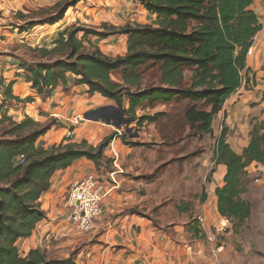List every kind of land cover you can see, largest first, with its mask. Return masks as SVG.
Here are the masks:
<instances>
[{"label": "trees", "instance_id": "trees-1", "mask_svg": "<svg viewBox=\"0 0 264 264\" xmlns=\"http://www.w3.org/2000/svg\"><path fill=\"white\" fill-rule=\"evenodd\" d=\"M80 1L60 0L50 8H42L37 14L50 17L35 18L27 26L55 24ZM135 1L155 16L151 22L124 26L104 22L99 27L103 32L74 25L62 32L52 47L32 48L39 60H22L20 67L27 82L37 95L46 98L52 97L59 86L87 85L89 95L100 94L115 102L140 125L147 121L159 125L170 114L159 111L138 117L139 108L183 106L186 126L199 137L212 134L214 120L226 100L243 85L248 52L262 29L260 17L252 8L255 0ZM80 33H84L82 37ZM116 34L128 36L124 55L110 56L90 38L95 35L105 39ZM149 70H156L159 84L143 87ZM186 71L192 73L190 78ZM116 73L121 75L118 80L113 77ZM13 86L14 82L4 86L6 98L23 101L12 94ZM24 101L32 102L34 97ZM5 124L8 126L0 134V264H79L74 256L49 260L41 248L24 255L19 241L31 236L46 218L40 200L51 188L55 173L82 158L100 165L107 159L105 150L115 135L106 136L96 146L86 140L67 143L71 140L67 137L64 143L46 148L39 139L52 129V122L45 124L29 115L17 121L0 106V127ZM226 132L224 127L213 158L216 165L227 166L225 184L216 189L218 209L223 216L241 223L252 214L251 203L242 197L247 167L264 162V120L253 127L250 143L241 154L227 143ZM124 139L134 147L150 146Z\"/></svg>", "mask_w": 264, "mask_h": 264}, {"label": "rangeland", "instance_id": "rangeland-1", "mask_svg": "<svg viewBox=\"0 0 264 264\" xmlns=\"http://www.w3.org/2000/svg\"><path fill=\"white\" fill-rule=\"evenodd\" d=\"M54 1L32 0L28 3L18 0L17 5L0 11V16L5 19L1 22L7 26L8 31L16 34V41L14 43L6 42V44H8L9 51L15 52V55L18 54V58L31 61L39 60V54L33 51L32 48L38 46L52 47L61 33L69 30L74 25L99 28L104 22H107L110 25L124 26L131 23V21L149 23L155 18L154 15L150 17L138 5L135 6L132 0H83L84 2L80 4L77 10L71 9L69 13V16L72 17L71 21L61 31L56 30L57 26L54 28L51 24L46 26L47 29H42L41 26L49 23L38 24L34 28H29L27 25L31 20L35 18L45 20L50 17V15H39L37 12L42 8L47 9L54 6L55 4H50ZM20 12L26 16L23 17ZM21 29L27 31L21 32ZM99 31L103 32V29L99 28ZM19 33H22V37L19 36ZM83 34L80 33L78 36L82 37ZM4 38L5 35H3ZM90 38L94 39L97 44H104L101 41L103 38L95 35H91ZM123 45L124 41H119V38H117L107 45L109 46L108 49L106 47L104 49L109 50L112 55H118L127 52V46L126 49H123ZM0 51H4V49ZM252 51L251 47L248 56ZM250 71L251 68L249 67L242 73L243 85L246 88L250 83ZM191 75L190 71H186L187 78H190ZM113 77L118 80L121 75L116 73ZM154 84H159V75L156 70H149L143 80V87ZM74 86H76L74 83H70L66 88L60 87L61 92L68 93L71 97L64 98V103H53L55 108L62 105L61 110L54 109L52 111L53 117H49L42 122L45 124L52 122L54 124L52 129L49 130L50 140H53V135L56 138V135L59 134L57 130L62 129L63 135H66L70 129L75 131V138L72 141H67V143H80L86 140L89 144L96 146L106 136L114 134V139L105 150L107 159L103 160L98 166L94 163L95 167L93 166L92 173H97L102 180L110 183L109 187L116 185L126 193L130 192L135 195L131 199L133 204L131 208L128 207V212L133 213L140 210V213L167 229L174 228L175 225L179 224L184 226L190 232V235L188 240L180 238V242L186 244L184 248H190V243L191 253L194 252L193 256L199 255V258L196 259L198 264H204L201 263L200 256L203 254L204 249L209 248L208 246L212 247V256L217 262L215 264H264V189L258 186L259 174L252 177L247 171V180L244 182L246 190L242 195H245L244 199L251 203L252 214L241 223H235L230 218L233 225L223 237V252H217L216 245L210 243L207 239L212 231L215 232L212 227L215 219L223 216L220 212L218 214L219 209L218 211H209L208 217L200 214L203 211L201 207L203 197L206 190L209 191L211 188V177L216 167L213 158L218 135L215 134L214 128L212 134L199 137L195 130L186 126L183 106L157 105L156 108H139L137 114L140 117L144 114L153 115L159 111L169 112L170 115L164 117L159 125L150 121L140 125L138 120H133L132 117L127 116L131 122L119 129L115 125L107 124L104 118L95 121L85 117V114L89 111L116 105L115 102L107 98H101L100 94L86 97L84 92H78L74 89ZM83 98L87 99L82 102ZM126 103H128L127 99ZM63 108L66 110V114L62 111ZM108 112L114 113L109 110ZM45 116L48 117L49 114H45ZM261 120H264V118L257 115L249 116L250 139L251 130ZM221 125L223 128H228L225 123L217 124V127L221 128ZM7 126L5 124L0 127V134ZM63 127L67 128L64 129ZM128 128H131L130 132H128ZM137 133L139 134L138 137L131 136ZM124 137L131 142L149 143L150 146L140 145L134 147L124 143ZM64 141H66V137H64L63 142L51 144L49 147L59 145ZM126 146H128V149ZM249 196L251 199H249ZM214 216L218 218H214ZM199 217H203L204 221L201 222ZM170 231L174 232V230ZM178 238L176 237L177 242H179ZM77 250L72 251L71 256L75 257ZM43 251L49 258L60 256L55 249L51 253L45 249ZM190 255L192 256V254Z\"/></svg>", "mask_w": 264, "mask_h": 264}, {"label": "crops", "instance_id": "crops-1", "mask_svg": "<svg viewBox=\"0 0 264 264\" xmlns=\"http://www.w3.org/2000/svg\"><path fill=\"white\" fill-rule=\"evenodd\" d=\"M17 1L0 0V11L17 5ZM31 1L22 0V2L28 3ZM58 1L60 0H55L54 2H50V4L54 5ZM132 1L135 6L138 5L148 13L140 2ZM82 2L84 1L82 0L77 6L71 7L62 20L51 26L54 28L57 26L56 30L60 31L67 27L72 18L71 15L69 16L71 9L77 10ZM252 8L260 17L262 29L256 35L252 46L253 51L248 56V68H251L248 89L243 85L226 100L222 111L215 118L213 125L215 134L219 138L223 132V126L221 125V128H218L217 124L225 123L228 127L226 132L227 143L237 153H242L244 148L249 145V116L257 115L264 118V0H255ZM150 17L152 16L150 15ZM2 20L4 21L5 19L0 16V50L4 49V51H0V106L2 111H6L7 114L17 121H21L29 115L36 121L43 122L47 118L53 117L52 111L54 109L61 110L62 105L55 108L53 103H64V98H70L71 95L61 92L59 90L61 86L55 89L52 97L46 98L35 93L31 83L27 82L25 71L20 67L22 59L18 58V54L15 55V52L9 51L8 44H6V42L14 43L16 41V34L8 31L6 29L7 26L1 22ZM131 23H135V21H131ZM46 26H50V24L41 27H43L42 29H47ZM3 35H5L4 39ZM21 35L22 33H19L20 37H22ZM117 38H119V41H124L123 49H126L127 35H111L108 38L101 39L104 44L98 43V45L106 54L116 56L117 54H110L109 50H105L104 47L108 49L110 45H107ZM92 40L94 42V39ZM120 54L124 55L126 52ZM1 81L4 82V86L10 82H14L12 94L21 98L23 101L6 98L4 86L1 85ZM74 89L80 93L84 92L86 97L90 96L87 92L89 89L87 85H76ZM29 96H33L34 101L25 102L24 100ZM99 96L104 98L101 95ZM86 99L83 98L81 101L84 102ZM62 111H64V114L67 113L64 108ZM45 114H49V116L47 117ZM63 128L66 129L67 127ZM61 130H57L59 134L56 135V138L53 135V140L49 139V131V133L39 139V142H44L43 146L49 148L51 144L60 143V141L63 142L64 137H72L69 141L75 138V131L69 129L66 135H63ZM126 147L128 149V146ZM93 166V161L82 158L69 168L55 173L52 178L51 188L43 194L40 200L42 208L46 212V218L37 224L31 236L19 241V247L24 255H27L32 249L36 248L45 249L49 253L55 249L60 256H55L54 258L47 257V259H66L71 257L72 251L78 249L75 260L79 264L197 263L196 259L199 258V255L193 256L194 252L191 253L192 247L190 243V248H184L186 244L180 242V238L184 240L189 239L190 232L184 226L179 224L175 225L174 228L167 229L140 213V210L133 213L128 212V207L131 208L133 204L131 199L135 195L130 192L126 193L116 185H112L115 188L107 199L103 207V213L97 220L94 229L89 233L73 231L67 221V216L70 211L67 206L69 190L76 181L92 173ZM247 171L252 177L259 174L258 186L264 189V163L255 162L247 167ZM226 173L227 166L225 164L216 165L211 177V188L209 191L208 189L206 190V194L202 200L201 207L203 211L200 214L208 217L209 211H218L216 189L225 184L224 179ZM242 197L245 198V195H242ZM249 199H251L250 196ZM136 206L141 207L140 205ZM214 218L218 217L214 216ZM170 230H174V232ZM176 237H179V242L176 241ZM208 247V249L203 250V254L200 256L201 263L215 264L217 262L212 256V247Z\"/></svg>", "mask_w": 264, "mask_h": 264}, {"label": "built area", "instance_id": "built-area-1", "mask_svg": "<svg viewBox=\"0 0 264 264\" xmlns=\"http://www.w3.org/2000/svg\"><path fill=\"white\" fill-rule=\"evenodd\" d=\"M109 184L97 173H90L72 185L67 198V206L70 210L67 218L73 231L89 233L94 229L113 190ZM199 220L203 222L204 218L199 217ZM232 225V220L227 216H221L213 222L212 227L215 232L212 231L207 239L216 245L217 252H223L222 240Z\"/></svg>", "mask_w": 264, "mask_h": 264}, {"label": "water", "instance_id": "water-1", "mask_svg": "<svg viewBox=\"0 0 264 264\" xmlns=\"http://www.w3.org/2000/svg\"><path fill=\"white\" fill-rule=\"evenodd\" d=\"M108 110L114 112L115 114L114 113L111 114L110 112H108ZM85 117L87 119H92L95 121L104 118L107 124L115 125L119 129H122L124 126H127L131 122V120L125 115V113L117 105H110V106L102 107L97 110H91L85 114ZM127 130L128 132H130L131 128H128ZM131 136L138 137L139 134L137 133Z\"/></svg>", "mask_w": 264, "mask_h": 264}]
</instances>
